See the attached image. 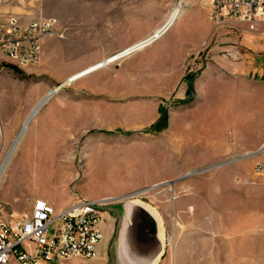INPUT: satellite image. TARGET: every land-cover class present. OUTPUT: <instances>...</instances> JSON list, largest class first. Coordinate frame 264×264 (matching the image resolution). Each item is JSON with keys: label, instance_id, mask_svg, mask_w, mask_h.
<instances>
[{"label": "rangeland", "instance_id": "374dc122", "mask_svg": "<svg viewBox=\"0 0 264 264\" xmlns=\"http://www.w3.org/2000/svg\"><path fill=\"white\" fill-rule=\"evenodd\" d=\"M210 1L183 0L161 40L65 84L179 0H0V20L53 18L60 31L33 66L0 54V211L104 199L101 254L48 264H123L133 203L157 222L152 264H264V37L214 23Z\"/></svg>", "mask_w": 264, "mask_h": 264}, {"label": "built area", "instance_id": "2783aa9c", "mask_svg": "<svg viewBox=\"0 0 264 264\" xmlns=\"http://www.w3.org/2000/svg\"><path fill=\"white\" fill-rule=\"evenodd\" d=\"M209 16L219 26L243 24L264 37V0H211ZM59 33L53 18L24 24L18 16H6L0 20V54L18 66H33L40 59L43 39ZM257 171H264V162ZM102 206V201L81 198L57 211L40 198L27 213L0 211V264L95 258L104 238Z\"/></svg>", "mask_w": 264, "mask_h": 264}, {"label": "water", "instance_id": "95a60500", "mask_svg": "<svg viewBox=\"0 0 264 264\" xmlns=\"http://www.w3.org/2000/svg\"><path fill=\"white\" fill-rule=\"evenodd\" d=\"M126 215L120 252L123 264H152L161 251L154 216L146 208L134 203L127 205Z\"/></svg>", "mask_w": 264, "mask_h": 264}, {"label": "bare ground", "instance_id": "6f19581e", "mask_svg": "<svg viewBox=\"0 0 264 264\" xmlns=\"http://www.w3.org/2000/svg\"><path fill=\"white\" fill-rule=\"evenodd\" d=\"M211 2V1H210ZM183 8V0H179V2L177 3V5L170 11V13L168 14L165 22L158 28H156L151 34L147 35L144 39H142L141 41L133 44L132 46H130L129 48H127L126 50H123L121 52L116 53L115 55H113L112 57L94 64L76 74H74L73 76H71L68 81L65 84H70L73 81H76L78 79H81L85 76H88L89 74L99 70L100 68L106 67L109 64L133 53L136 51H142L145 48H147L148 46H151L152 44L156 43L157 41L161 40L162 37L168 33L169 29L176 23V21L178 20L181 10ZM60 90V88H57L56 90L53 91L54 93H57ZM52 94L47 95L44 100L39 104L38 107H41V105L43 104V102L47 101V99H49V97ZM19 139L17 140L16 144H18ZM119 173H115L113 176H117ZM104 199H102L101 201H103ZM156 264V263H154Z\"/></svg>", "mask_w": 264, "mask_h": 264}, {"label": "crops", "instance_id": "0c3cea01", "mask_svg": "<svg viewBox=\"0 0 264 264\" xmlns=\"http://www.w3.org/2000/svg\"><path fill=\"white\" fill-rule=\"evenodd\" d=\"M47 153L50 155V158H51L52 157V152L48 149ZM108 168L111 169V173H110L111 176H113L115 173H119L120 172L118 170L120 168L118 165H116L115 168H111V164H107V163L106 164L103 163L101 165V169H103L104 171H108L107 170ZM102 228H103V226H102ZM98 254H101V248H100V246L98 248Z\"/></svg>", "mask_w": 264, "mask_h": 264}, {"label": "trees", "instance_id": "16d2710c", "mask_svg": "<svg viewBox=\"0 0 264 264\" xmlns=\"http://www.w3.org/2000/svg\"><path fill=\"white\" fill-rule=\"evenodd\" d=\"M8 67H10V68H12V69L18 71V69H17L15 66H13V65H8Z\"/></svg>", "mask_w": 264, "mask_h": 264}]
</instances>
